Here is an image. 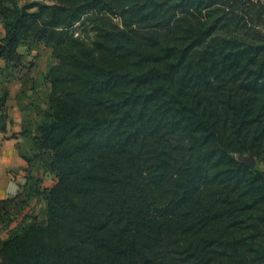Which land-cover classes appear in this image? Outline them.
<instances>
[{
    "label": "trees",
    "instance_id": "trees-1",
    "mask_svg": "<svg viewBox=\"0 0 264 264\" xmlns=\"http://www.w3.org/2000/svg\"><path fill=\"white\" fill-rule=\"evenodd\" d=\"M0 24V132L19 47L53 59L10 135L0 264H264V171L240 159L264 165V0H0Z\"/></svg>",
    "mask_w": 264,
    "mask_h": 264
},
{
    "label": "rangeland",
    "instance_id": "rangeland-1",
    "mask_svg": "<svg viewBox=\"0 0 264 264\" xmlns=\"http://www.w3.org/2000/svg\"><path fill=\"white\" fill-rule=\"evenodd\" d=\"M1 25V24H0ZM19 51L22 54V62L20 68L17 69L14 78H10V82L7 84V90L9 95L6 101V114L10 119V125L13 124V116L16 114L20 117L21 121L30 120L31 123L36 119L34 108L39 109L45 108V96L47 93L48 85L44 82L43 75L48 67L53 64V59L50 54V49L38 44L35 46H21ZM1 63L0 65H2ZM0 81H5L1 76ZM5 85V84H1ZM23 103L21 109L20 104ZM24 104L26 107L24 108ZM21 105V106H22ZM28 116V118H27ZM18 144H21L22 148L25 149V142L20 140ZM243 162H252V167L264 171V165L259 162L258 159L250 155H244L240 158ZM14 175L15 183L20 186L24 180V170L21 167H15L12 170ZM53 179L49 176L44 179V186H50L53 184ZM44 201L41 198L33 197L29 200L28 206L24 212H27L31 217L36 219L43 218ZM21 219V216L17 219V223ZM15 223L9 225L12 227ZM5 230L1 233L3 236L6 234Z\"/></svg>",
    "mask_w": 264,
    "mask_h": 264
},
{
    "label": "crops",
    "instance_id": "crops-1",
    "mask_svg": "<svg viewBox=\"0 0 264 264\" xmlns=\"http://www.w3.org/2000/svg\"><path fill=\"white\" fill-rule=\"evenodd\" d=\"M0 33H3L0 25ZM2 61H0V64ZM21 127V119L13 116V124L7 123L6 131L0 132V199L14 195L17 192L18 186L15 183L13 168L21 167L23 169L26 163L18 154L17 143L21 140L10 137L12 133H18ZM23 182V181H22Z\"/></svg>",
    "mask_w": 264,
    "mask_h": 264
},
{
    "label": "water",
    "instance_id": "water-1",
    "mask_svg": "<svg viewBox=\"0 0 264 264\" xmlns=\"http://www.w3.org/2000/svg\"><path fill=\"white\" fill-rule=\"evenodd\" d=\"M251 163H252V162L250 161V162L248 163V165H249V166H252V164H251Z\"/></svg>",
    "mask_w": 264,
    "mask_h": 264
}]
</instances>
